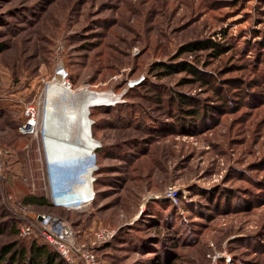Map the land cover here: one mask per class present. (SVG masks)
Here are the masks:
<instances>
[{"label": "rangeland", "instance_id": "1", "mask_svg": "<svg viewBox=\"0 0 264 264\" xmlns=\"http://www.w3.org/2000/svg\"><path fill=\"white\" fill-rule=\"evenodd\" d=\"M0 49V261L42 245L8 205L51 213L24 202L86 181L28 126L62 66L74 90L116 96L91 108L104 148L86 211L58 214L81 240L116 233L102 264H264V0H0ZM172 193L178 215L156 204Z\"/></svg>", "mask_w": 264, "mask_h": 264}, {"label": "bare ground", "instance_id": "2", "mask_svg": "<svg viewBox=\"0 0 264 264\" xmlns=\"http://www.w3.org/2000/svg\"><path fill=\"white\" fill-rule=\"evenodd\" d=\"M45 87L44 116L41 123L34 124L33 127L40 125L48 161L53 163L68 158L91 156L100 147V143L92 135L91 108L110 106L116 96L110 92L91 91L87 87L74 90L62 67L57 69L55 77ZM91 174L92 171H88L82 176L86 181L75 186L74 194L67 192L65 188L58 192L59 195H55L54 201L58 199L64 206L90 201L93 192Z\"/></svg>", "mask_w": 264, "mask_h": 264}, {"label": "built area", "instance_id": "3", "mask_svg": "<svg viewBox=\"0 0 264 264\" xmlns=\"http://www.w3.org/2000/svg\"><path fill=\"white\" fill-rule=\"evenodd\" d=\"M62 71L65 74L63 68ZM32 122L28 126L34 129ZM22 133L24 134L23 130ZM51 185L52 188L49 190L50 200H48L52 203L54 209L66 208L73 211H86V208L83 210L75 205L64 206L58 199L55 202V195H59L58 192L60 190L57 187L54 188L53 181ZM59 197L61 198V196ZM174 197L175 195L172 193L161 198L172 200ZM86 202L84 203L86 204ZM7 211L18 222L20 237L28 239L36 237L43 245L49 247L65 261L66 264H102L99 254L100 250L116 238V233L111 229L97 228L92 230L88 237L81 240L72 223L55 211L47 214H33L23 209L18 203L8 205Z\"/></svg>", "mask_w": 264, "mask_h": 264}, {"label": "trees", "instance_id": "4", "mask_svg": "<svg viewBox=\"0 0 264 264\" xmlns=\"http://www.w3.org/2000/svg\"><path fill=\"white\" fill-rule=\"evenodd\" d=\"M198 50H201V47L195 46V47H192V49L189 50V51H191V53L194 54ZM183 69L188 70V67L187 68L185 67ZM165 73L171 75V74L176 73V71H174L173 69L168 67V71L166 70ZM102 108L103 107H101L100 109H102ZM207 122L208 121H206L205 123H207ZM92 135L94 137L93 126H92ZM103 148H104V146L101 145L100 148L98 150H96L95 153H94L95 154L96 164H97V159L100 156V153L103 151ZM99 170L100 169L98 168L94 174L96 175V173H98ZM95 182H96V184H95ZM93 185L96 187V185H98V180L97 181L95 180L93 182ZM95 198H96V194H94V198L92 200V204L95 201ZM156 204L160 205L159 208L163 207L164 209H166V208L169 209L168 207L170 206V210L173 213L176 212V214L178 215L177 209L175 208V205H173L172 202H170L169 200H166V202H157ZM24 205H34V206H46V205H48L49 208L52 209L51 211H55L57 214H59V211L60 212L61 211L62 212H68V213H73V212L80 213V212H77V211L68 210L66 208L54 209L52 203L46 197L33 196V197H30V198H27L25 200V202H24ZM161 210H163V209L161 208ZM159 213H160V211H159ZM169 214L166 217L163 216L164 220L169 222V224H175V225L179 226L177 221L174 219L176 217V215L174 214V217L173 216L171 217ZM8 221L9 222L7 224H9V223L11 224L12 223L13 232L17 231V233H19L17 220L8 216ZM163 240H164V238L163 239L161 238L162 242L160 241V243H158L156 241L145 242V243H148L149 247H146L145 245H144V247L149 249L150 247H153L154 244H163L164 243ZM115 241H116V238L112 242H110L109 244L105 245L103 247V249L104 248H112V247H114L113 245L115 244ZM154 248L157 249V246L154 247ZM13 249H15V247H13ZM13 249H12V247H10V249H9V247H8V249H5L3 255L1 256L2 259L0 261V264H4V260L3 259L5 257H8L10 255V254L8 255V253L10 251H12ZM168 250H169L168 247L166 249H163V252H162V254H164L163 256L167 257V254H168L167 251ZM7 264H66V263L55 252H53L49 247H47V246H45L43 244L39 245L36 242H34L27 248H24V249L21 248V249L15 250L14 253H12L9 256Z\"/></svg>", "mask_w": 264, "mask_h": 264}, {"label": "clouds", "instance_id": "5", "mask_svg": "<svg viewBox=\"0 0 264 264\" xmlns=\"http://www.w3.org/2000/svg\"><path fill=\"white\" fill-rule=\"evenodd\" d=\"M75 160V159H74ZM75 163H70L69 164V170H66V171H71V174H70V178H69V183L73 184V183H77L79 181V179L81 178V175L87 173L85 171V169H80L78 168V165L80 164L79 162L77 161H74ZM79 171H85L83 172L81 175L79 174ZM93 174V173H92ZM91 174V175H92Z\"/></svg>", "mask_w": 264, "mask_h": 264}]
</instances>
